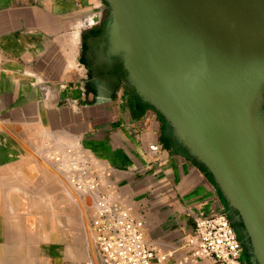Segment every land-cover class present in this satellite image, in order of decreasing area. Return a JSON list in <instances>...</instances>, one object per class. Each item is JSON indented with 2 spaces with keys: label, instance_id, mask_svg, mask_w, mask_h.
Returning <instances> with one entry per match:
<instances>
[{
  "label": "crops",
  "instance_id": "obj_1",
  "mask_svg": "<svg viewBox=\"0 0 264 264\" xmlns=\"http://www.w3.org/2000/svg\"><path fill=\"white\" fill-rule=\"evenodd\" d=\"M106 19L102 0H0V264H101L86 212L51 160L76 138L113 168L160 253H186L193 214L226 213L210 175L174 145L121 66L101 56L90 68L86 44L102 41ZM230 264H250L244 247Z\"/></svg>",
  "mask_w": 264,
  "mask_h": 264
},
{
  "label": "water",
  "instance_id": "obj_2",
  "mask_svg": "<svg viewBox=\"0 0 264 264\" xmlns=\"http://www.w3.org/2000/svg\"><path fill=\"white\" fill-rule=\"evenodd\" d=\"M104 64L210 175L264 264V0H102Z\"/></svg>",
  "mask_w": 264,
  "mask_h": 264
},
{
  "label": "built area",
  "instance_id": "obj_3",
  "mask_svg": "<svg viewBox=\"0 0 264 264\" xmlns=\"http://www.w3.org/2000/svg\"><path fill=\"white\" fill-rule=\"evenodd\" d=\"M158 145H150L157 151ZM51 160L58 175L89 219V230L101 264H193L208 259L214 264L240 260L243 245L223 212L193 214L194 228L182 248L163 254L146 241L145 222L137 218L113 180V168L82 139L63 144Z\"/></svg>",
  "mask_w": 264,
  "mask_h": 264
},
{
  "label": "flooded vegetation",
  "instance_id": "obj_4",
  "mask_svg": "<svg viewBox=\"0 0 264 264\" xmlns=\"http://www.w3.org/2000/svg\"><path fill=\"white\" fill-rule=\"evenodd\" d=\"M100 44H101V39L96 34H92L89 37L86 44L85 59L89 62L92 71L96 69V66H98L99 62H102L101 61L102 53L100 49L101 46ZM117 66L118 65H112L109 66L108 68L113 71L114 69H117Z\"/></svg>",
  "mask_w": 264,
  "mask_h": 264
},
{
  "label": "rangeland",
  "instance_id": "obj_5",
  "mask_svg": "<svg viewBox=\"0 0 264 264\" xmlns=\"http://www.w3.org/2000/svg\"><path fill=\"white\" fill-rule=\"evenodd\" d=\"M86 219V218H85ZM86 222L88 223V226H89V219H88V217H87V219H86ZM91 239V238H90ZM92 243H93V241H92ZM91 243V244H92ZM92 252L93 253H95V248H94V246L92 245Z\"/></svg>",
  "mask_w": 264,
  "mask_h": 264
}]
</instances>
